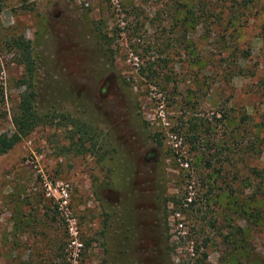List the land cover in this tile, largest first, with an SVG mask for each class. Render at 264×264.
<instances>
[{
    "label": "rangeland",
    "instance_id": "rangeland-1",
    "mask_svg": "<svg viewBox=\"0 0 264 264\" xmlns=\"http://www.w3.org/2000/svg\"><path fill=\"white\" fill-rule=\"evenodd\" d=\"M28 85L57 118L0 156V264H264V0H0V133Z\"/></svg>",
    "mask_w": 264,
    "mask_h": 264
},
{
    "label": "trees",
    "instance_id": "trees-1",
    "mask_svg": "<svg viewBox=\"0 0 264 264\" xmlns=\"http://www.w3.org/2000/svg\"><path fill=\"white\" fill-rule=\"evenodd\" d=\"M15 45H23L24 50L29 53V43H24L23 39L16 41ZM26 59L27 75L32 77L31 74L35 72L34 61L28 57ZM31 77H28V79L30 80ZM28 88L21 93L19 101L11 113L12 132L9 134L0 133V156L13 148L24 137L28 136L37 126L43 124L47 119L50 120V117L52 119L57 118L54 115L55 112L51 114L49 112L45 113L37 108L35 103L36 94L30 85H28ZM1 116L2 111L0 106ZM58 116L61 117L62 126L67 127V136L70 140L69 148H74L76 154L97 148L96 142L92 141L93 137L95 138L98 135L95 122L85 118L74 117L68 113H59Z\"/></svg>",
    "mask_w": 264,
    "mask_h": 264
},
{
    "label": "flooded vegetation",
    "instance_id": "flooded-vegetation-1",
    "mask_svg": "<svg viewBox=\"0 0 264 264\" xmlns=\"http://www.w3.org/2000/svg\"><path fill=\"white\" fill-rule=\"evenodd\" d=\"M115 194H116L115 199H116V201H118L121 195L119 196L117 192H115ZM127 195L128 194H126V196ZM127 206L130 207V208L128 207L129 213H127V214H130V215L133 214L132 218L135 217V219L134 220L130 219V217H129L130 215H129L128 216L129 219L126 218L127 219L126 222L122 221V224L124 223L123 224L124 228H123L122 232L130 240H132L133 236H140L142 238L141 241L142 242L145 241V243L147 244L148 239H149V236L147 234V230L149 227V221L145 217H141V219H139L141 214L138 213V210H137L138 207L132 206L129 204Z\"/></svg>",
    "mask_w": 264,
    "mask_h": 264
},
{
    "label": "built area",
    "instance_id": "built-area-1",
    "mask_svg": "<svg viewBox=\"0 0 264 264\" xmlns=\"http://www.w3.org/2000/svg\"><path fill=\"white\" fill-rule=\"evenodd\" d=\"M61 194H62V196H64L66 198L68 196L67 188L63 187L61 190Z\"/></svg>",
    "mask_w": 264,
    "mask_h": 264
}]
</instances>
